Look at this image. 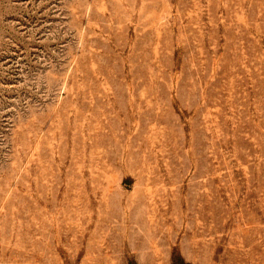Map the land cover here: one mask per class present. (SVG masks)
Returning a JSON list of instances; mask_svg holds the SVG:
<instances>
[{"label": "rangeland", "instance_id": "rangeland-1", "mask_svg": "<svg viewBox=\"0 0 264 264\" xmlns=\"http://www.w3.org/2000/svg\"><path fill=\"white\" fill-rule=\"evenodd\" d=\"M0 264H264V0H0Z\"/></svg>", "mask_w": 264, "mask_h": 264}]
</instances>
